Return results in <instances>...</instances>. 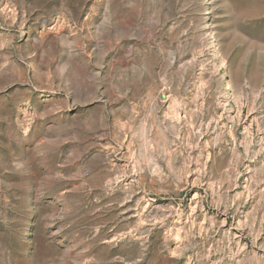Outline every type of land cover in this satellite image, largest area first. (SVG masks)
<instances>
[{
  "label": "rangeland",
  "instance_id": "obj_1",
  "mask_svg": "<svg viewBox=\"0 0 264 264\" xmlns=\"http://www.w3.org/2000/svg\"><path fill=\"white\" fill-rule=\"evenodd\" d=\"M0 264H264V0H0Z\"/></svg>",
  "mask_w": 264,
  "mask_h": 264
}]
</instances>
